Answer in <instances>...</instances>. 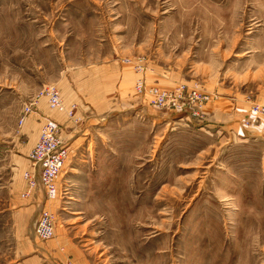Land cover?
<instances>
[{
	"label": "rangeland",
	"instance_id": "1",
	"mask_svg": "<svg viewBox=\"0 0 264 264\" xmlns=\"http://www.w3.org/2000/svg\"><path fill=\"white\" fill-rule=\"evenodd\" d=\"M124 60L148 85L212 100L201 118L155 109ZM50 86L72 116L41 99L18 125ZM252 104H264V0H0V264H264ZM213 109L227 121H208ZM46 121L70 154L40 241L21 174Z\"/></svg>",
	"mask_w": 264,
	"mask_h": 264
},
{
	"label": "built area",
	"instance_id": "2",
	"mask_svg": "<svg viewBox=\"0 0 264 264\" xmlns=\"http://www.w3.org/2000/svg\"><path fill=\"white\" fill-rule=\"evenodd\" d=\"M123 63L132 66L133 92L155 109L185 117L201 118V107L212 100V96L200 92L196 85L178 84L169 90L148 85L145 80L146 69L141 62L124 60ZM41 99L45 100L48 109L63 114L67 118L72 116L73 106L67 108L58 90L50 86L41 90L23 105L18 125H21L24 119L34 111ZM249 113L262 120L264 125V104L250 105ZM58 127V124L53 121H46L40 126L37 139L26 155L29 165L21 174L26 187L37 190L41 194V208L32 229L33 236L40 241L49 240L53 236L54 214L50 211V207H46V204L56 198L58 177L70 154L69 148L59 138ZM21 195L27 197V193ZM56 264L75 263L67 259Z\"/></svg>",
	"mask_w": 264,
	"mask_h": 264
},
{
	"label": "crops",
	"instance_id": "3",
	"mask_svg": "<svg viewBox=\"0 0 264 264\" xmlns=\"http://www.w3.org/2000/svg\"><path fill=\"white\" fill-rule=\"evenodd\" d=\"M219 113H220V111L215 110V109L210 111L207 114L208 121H211L213 124H218V123H222L223 121H227ZM222 114H224V113H222ZM25 186H26V184H25ZM30 191H32V193H30ZM27 195H28L27 197H32V199L36 203V205H38V204L40 205L41 204V202H42L41 194L37 190H29V189H27Z\"/></svg>",
	"mask_w": 264,
	"mask_h": 264
}]
</instances>
